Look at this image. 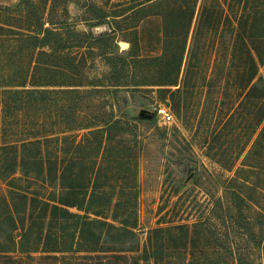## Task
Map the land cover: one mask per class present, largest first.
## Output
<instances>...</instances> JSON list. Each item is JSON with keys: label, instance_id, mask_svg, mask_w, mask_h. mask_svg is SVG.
<instances>
[{"label": "rangeland", "instance_id": "obj_1", "mask_svg": "<svg viewBox=\"0 0 264 264\" xmlns=\"http://www.w3.org/2000/svg\"><path fill=\"white\" fill-rule=\"evenodd\" d=\"M163 1L0 0V82L38 79L39 62L61 64L69 74L60 81L83 85L47 95L32 113L14 102L6 113L0 101V264H100L89 259L95 249L125 255L122 264H264V0L170 2H196L188 40L170 45ZM204 5L215 17L198 28ZM95 9L115 19L105 46L94 40L112 30L97 25ZM37 18L61 30L69 49L59 53L71 60L34 55L9 36ZM102 51L134 60L115 93L94 85L111 71ZM182 53L181 92L157 86L176 76ZM142 111L156 120H138ZM83 124L117 126L100 152L102 137L84 141ZM69 185L83 206L56 213Z\"/></svg>", "mask_w": 264, "mask_h": 264}, {"label": "trees", "instance_id": "obj_2", "mask_svg": "<svg viewBox=\"0 0 264 264\" xmlns=\"http://www.w3.org/2000/svg\"><path fill=\"white\" fill-rule=\"evenodd\" d=\"M168 1V2H167ZM175 0H164L163 2H167V5L169 6V15H171L169 22L167 23L165 27V32H166V38L168 39V44L170 45L174 41H179V42H184L188 40V36L190 34V30L192 28L193 20H194V14H195V8H196V2L194 1L193 4H188L187 7H185L184 3L183 5H180L179 8H175L171 6V3ZM178 1V0H176ZM171 2V3H170ZM141 9V8H140ZM144 10V9H143ZM210 9L204 5L199 13V19H198V28H202L206 22H212L214 20V13L209 11ZM96 11V18L97 20V25H102L107 23L109 25L110 29L112 32L109 34H105L103 36H99L95 38V42L98 44H103L104 46L108 43H111L114 39L113 36H115V27L112 25L113 21L115 20L114 18L111 19L113 16L110 15L109 13L100 10V9H95ZM37 26L34 28H28V29H19L16 31L11 32L12 34L9 35L12 38H16L22 45H26L27 43H30V51H31V45L33 44L34 46V51L32 54L37 55V54H44L46 56H55L59 55L62 57H68L70 55H66L63 53H59L65 50H68L67 43L62 45V42H65V37L64 34L61 33V30L55 27V23H44L41 22V18H37ZM47 24H50L51 27H46ZM180 24L183 25L184 27V32L182 34H175V33H170L172 28L178 27ZM171 28V29H170ZM3 27L0 25V30L3 31ZM241 32V29L239 27V33ZM173 34V35H172ZM4 36L0 32V39H4ZM171 39V40H170ZM3 41V40H0ZM132 44V42H131ZM49 50V52H47ZM184 51H185V46H184ZM52 54V55H51ZM247 54L250 55L249 59L251 58V52L250 50H247ZM102 57L105 58L107 63L111 66V71L108 73L105 78L106 81H102L100 84H94L95 86L99 87H111L115 88L113 93H115L118 89L121 88L125 85L123 82L124 78H128L127 74L129 72L132 58L127 59V58H122V57H117L113 55V53L107 54L106 51H102L101 53ZM183 53L179 60H178V71H176V76L172 77V80H169L167 83H162L157 86H164V87H172L176 86L178 87L177 92H181L182 86L178 84V73L181 69V63H182V58ZM160 58H155L154 61H159L162 60ZM71 60V58H69ZM135 60L137 62L142 63V62H147L145 59H141L140 57H136ZM134 61V60H133ZM180 67V68H179ZM250 77L248 79L249 85H251V82L254 80V77L256 76V71H257V64L256 61L254 60V57L250 59ZM35 70H41V72H44L46 74H41L40 77L37 78L36 74L37 72L33 73L35 76H33L35 79L29 80L25 79L22 81V83H2L0 82V101L3 102L4 105V110H6V113L12 112L11 104L14 102L15 104H20L22 110H27L32 112H35L37 109V106L39 108V102H43L49 104V101L45 98L47 95H62V94H69V93H81L80 87L83 86L80 83H65L63 81H60L55 75H65L68 76L69 70L66 67L61 66V64H54V63H39L37 62L35 64ZM71 73V72H70ZM45 75H48V79L45 78ZM53 75V76H52ZM92 85V84H91ZM29 86H32L31 88H28ZM138 86V85H137ZM9 88H15V89H9ZM21 88V89H19ZM23 88V89H22ZM40 88H45V89H40ZM46 88H55V89H46ZM59 88V89H57ZM66 88V89H65ZM2 89V90H1ZM185 89V86L184 88ZM5 90V91H4ZM256 88L252 87L249 92L255 91ZM3 95V99H2ZM45 95V96H44ZM45 97V98H44ZM44 98V100H43ZM19 100V101H18ZM39 104V105H38ZM19 106V105H18ZM177 111H179V107H176ZM42 110H45V107H42L40 109V112L42 113ZM138 120L140 121H148V122H154L156 120V117L154 116L153 118H141L139 117ZM117 124H119L117 122ZM117 125L113 124H105L104 126L102 125H89V124H83L80 125L79 128L82 130L88 131L87 134L84 136V141L88 140V138L92 135H98L101 136L102 139L98 142V150L101 152L102 149L104 148V140L103 138H106V135L108 134V130L112 131L114 127ZM92 127H95L92 130H88ZM69 137H64L63 139L65 141L68 140ZM108 138V136H107ZM57 141L60 143L61 141L57 139ZM83 141V142H84ZM39 142V141H38ZM107 144V143H106ZM23 151L21 153V159L22 162H25L27 152L25 150L26 145H23ZM99 152V153H100ZM71 172V167H65L62 170V179L64 180L66 176V173ZM67 188V194L68 197L67 199L62 201V206L59 205H54L53 209L55 210L56 213L58 211L63 212V214H71L67 208H82V201L79 198L80 197V190L78 187H75L74 185H69ZM81 201V202H80ZM66 206V207H64ZM177 228V227H176ZM183 226H180L179 229H183ZM92 254L89 255V259L91 260H96L98 263L103 264L107 263L108 264H115L113 262H116V264H122V259H126L125 255H101L98 252H103L99 249H95L91 251Z\"/></svg>", "mask_w": 264, "mask_h": 264}, {"label": "built area", "instance_id": "obj_3", "mask_svg": "<svg viewBox=\"0 0 264 264\" xmlns=\"http://www.w3.org/2000/svg\"><path fill=\"white\" fill-rule=\"evenodd\" d=\"M158 115L165 121L170 123L173 120V114L171 113L170 109L166 106H160L157 110Z\"/></svg>", "mask_w": 264, "mask_h": 264}, {"label": "water", "instance_id": "obj_4", "mask_svg": "<svg viewBox=\"0 0 264 264\" xmlns=\"http://www.w3.org/2000/svg\"><path fill=\"white\" fill-rule=\"evenodd\" d=\"M139 117L150 119V118H151V115H150L149 113H147L146 111H142V112L140 113Z\"/></svg>", "mask_w": 264, "mask_h": 264}, {"label": "bare ground", "instance_id": "obj_5", "mask_svg": "<svg viewBox=\"0 0 264 264\" xmlns=\"http://www.w3.org/2000/svg\"><path fill=\"white\" fill-rule=\"evenodd\" d=\"M124 44H127V43H124Z\"/></svg>", "mask_w": 264, "mask_h": 264}]
</instances>
